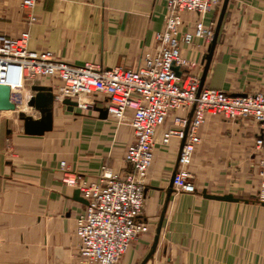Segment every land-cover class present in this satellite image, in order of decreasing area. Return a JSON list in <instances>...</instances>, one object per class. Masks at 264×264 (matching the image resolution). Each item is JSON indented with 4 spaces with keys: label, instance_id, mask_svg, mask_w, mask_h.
I'll return each mask as SVG.
<instances>
[{
    "label": "crops",
    "instance_id": "1",
    "mask_svg": "<svg viewBox=\"0 0 264 264\" xmlns=\"http://www.w3.org/2000/svg\"><path fill=\"white\" fill-rule=\"evenodd\" d=\"M166 1L41 0L33 9L36 22L28 26V48L49 50L73 65L134 69L143 56L155 53L154 34L163 28ZM221 4L202 16L184 12L182 29L191 31L199 19L216 25ZM26 13L21 0H0V33L17 37L27 28ZM208 45L195 39L192 46L181 47L180 55L194 64L180 68L181 77L200 79ZM35 84L54 91L59 81L44 76ZM31 86L23 90V99L32 94ZM203 87L231 94L264 91V0H228ZM106 104L102 94L86 110L69 111L54 101L52 128L41 135L24 132L18 112L33 118L39 113L20 97L16 110H0V264H81L75 228L85 203L74 198L76 188L62 182L60 162L88 180L99 176L103 164L119 175L131 169L124 153L134 139L132 110L122 121L100 118L97 108ZM180 113L172 112L155 132L141 216L149 230L132 241L117 264L142 262L164 208L157 243L145 264H264L259 177L245 173L253 164L256 124L250 118L229 121L207 115L189 167L196 191L168 195L180 140L171 137L163 144L161 138ZM210 156L223 158L234 182L223 180L221 162L209 161ZM206 171L212 180L201 178ZM202 190L241 200L206 198Z\"/></svg>",
    "mask_w": 264,
    "mask_h": 264
},
{
    "label": "built area",
    "instance_id": "2",
    "mask_svg": "<svg viewBox=\"0 0 264 264\" xmlns=\"http://www.w3.org/2000/svg\"><path fill=\"white\" fill-rule=\"evenodd\" d=\"M41 0H21L27 13V28L17 37L0 33V84L10 89V100L18 104L27 86L40 78H55L59 84L53 91L54 101L69 98L77 108L86 110L94 105V96L105 95L107 114L124 120L127 109L132 110L129 125L134 139L127 146L124 161L131 169L119 175L106 164L99 176L88 180L67 169L60 162L62 182L76 188L86 200L84 211L76 217L75 233L79 239L81 264H117L132 241L149 227L141 216L144 209L148 169L153 158L155 132L175 111L173 126L164 131L161 142L171 137L184 139L178 151L172 188L175 192L194 193L196 186L189 167L196 145L198 130L207 115L224 120L250 118L257 126L254 149L259 185L256 200L264 201V91L231 94L227 91L202 87L200 79L181 77L174 67L194 64L180 55L183 45L192 46L195 39L210 42L215 22L206 24L199 19L191 31L182 29L184 12L198 15L219 6L222 0H167L162 30L154 34L155 53L143 56L134 69L117 66L103 68L92 62L73 65L56 58L49 50L28 48V26L36 22L33 9ZM74 107V108H75Z\"/></svg>",
    "mask_w": 264,
    "mask_h": 264
},
{
    "label": "water",
    "instance_id": "3",
    "mask_svg": "<svg viewBox=\"0 0 264 264\" xmlns=\"http://www.w3.org/2000/svg\"><path fill=\"white\" fill-rule=\"evenodd\" d=\"M227 2L228 0H222V4L220 7L218 19L216 21L213 37L211 41L209 42L205 55L203 56V70H202V74L200 77L198 93L203 87L204 80H205L211 59H212L214 47L217 41V37L219 34L222 20L224 17ZM174 69L176 70L177 74H179L178 68L174 67ZM30 90L32 91V94L30 95L29 99L26 101V105L29 108L37 111L39 113V117L33 118L32 115L27 114L25 111L20 110L18 112V118L23 120V130L26 134L41 135L45 131H49L52 128L54 94H53V90L51 86H46V85H41V84H33L30 87ZM236 95H243V94H236ZM61 103L65 105L67 110L69 111H73V108L77 106V102L69 98L63 99ZM16 109H17V105L10 100L9 87L7 85L0 84V110H16ZM97 111L99 112L100 118H106L108 115L106 107L97 108ZM183 142H184V139L181 140L179 149L182 147ZM174 172L175 170L172 172V175L169 180L168 187H167L168 195L173 191L172 182H173ZM201 195L206 198L225 200V201L241 200L240 198H237L230 193L218 195V194H209L206 192V190H202ZM74 198L86 204V200L80 196L78 189L74 191ZM244 201L247 202L248 200H244ZM257 202L264 205V201H257ZM164 212H165V208L163 209L161 213L160 220L156 228V235L154 237V242L151 247V250L140 264H145V262L148 260V258L151 256V254L154 251L155 245L157 243L161 223L163 220Z\"/></svg>",
    "mask_w": 264,
    "mask_h": 264
},
{
    "label": "rangeland",
    "instance_id": "4",
    "mask_svg": "<svg viewBox=\"0 0 264 264\" xmlns=\"http://www.w3.org/2000/svg\"><path fill=\"white\" fill-rule=\"evenodd\" d=\"M113 120H115V121H118L117 119H115L114 117H111ZM256 139V138H255ZM255 139H254V144H255ZM252 158H253V164H252V166H251V170L250 171H246L245 173H246V176L248 177V178H251V176L253 177V179H256L257 177H256V170H255V154L253 153V156H252ZM214 159H215V162H214ZM209 161H212V162H214V163H219V162H221V165H222V174H224L225 173V178H223V180L225 181V182H234V179L233 178H231V177H233L232 176V174H231V172L228 170V171H225V170H227L226 168L228 167H226L225 165H224V161H223V158H221V159H218L217 157H214V156H210V159H209ZM197 168V171H198V167H196ZM235 173V172H234ZM252 173V174H251ZM205 174H206V176H204V177H201V178H203L205 181H210V180H212L211 179V177H208V174H210V172L209 171H206L205 172ZM231 176V177H230ZM218 179L217 178H215V179H213V181H217ZM259 185V184H258Z\"/></svg>",
    "mask_w": 264,
    "mask_h": 264
}]
</instances>
